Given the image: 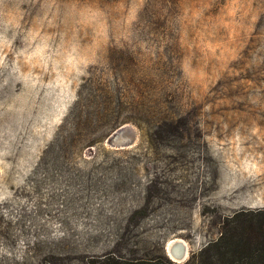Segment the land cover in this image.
<instances>
[{"label": "rangeland", "instance_id": "rangeland-1", "mask_svg": "<svg viewBox=\"0 0 264 264\" xmlns=\"http://www.w3.org/2000/svg\"><path fill=\"white\" fill-rule=\"evenodd\" d=\"M260 208L264 0H0V264H181Z\"/></svg>", "mask_w": 264, "mask_h": 264}, {"label": "trees", "instance_id": "trees-1", "mask_svg": "<svg viewBox=\"0 0 264 264\" xmlns=\"http://www.w3.org/2000/svg\"><path fill=\"white\" fill-rule=\"evenodd\" d=\"M86 100V99H85ZM84 98L76 97L73 107L81 108ZM86 104L104 106L107 99L99 98L92 94L87 98ZM93 116V115H92ZM96 117V116H93ZM121 119L114 115L111 121L102 125L92 132L94 137H102L111 130ZM70 126L73 128L78 123V117H71ZM62 137L57 132L53 139L56 145ZM92 140V139H91ZM249 214L257 216L256 219H238V212L227 217L231 224L221 230L220 234L200 247L195 253L184 260L181 264H264V208L248 210Z\"/></svg>", "mask_w": 264, "mask_h": 264}, {"label": "water", "instance_id": "water-1", "mask_svg": "<svg viewBox=\"0 0 264 264\" xmlns=\"http://www.w3.org/2000/svg\"><path fill=\"white\" fill-rule=\"evenodd\" d=\"M133 136H134L133 128L130 127L127 123H124L112 129L111 132L106 136L105 141L112 146L122 147L129 145L133 139ZM175 239L178 240H174V239L170 240V242H172L170 244V248H172L176 244L182 243V239L180 240L179 238H175ZM173 258L178 260L183 259L181 254H178V256H174Z\"/></svg>", "mask_w": 264, "mask_h": 264}, {"label": "bare ground", "instance_id": "bare-ground-1", "mask_svg": "<svg viewBox=\"0 0 264 264\" xmlns=\"http://www.w3.org/2000/svg\"><path fill=\"white\" fill-rule=\"evenodd\" d=\"M174 240H178V239H174ZM179 240H180V238H179ZM171 243L172 242H169L168 246H166V250H167V253L169 254V256H171L173 258L174 256H178V254H181L182 258H184L185 254L187 253L186 242L184 240H182L181 244H176L172 248H170Z\"/></svg>", "mask_w": 264, "mask_h": 264}]
</instances>
